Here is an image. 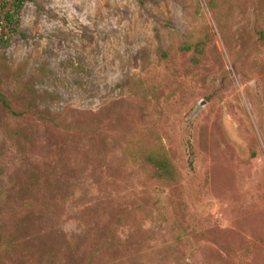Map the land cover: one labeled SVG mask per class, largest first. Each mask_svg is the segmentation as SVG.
Segmentation results:
<instances>
[{"label": "rangeland", "instance_id": "rangeland-1", "mask_svg": "<svg viewBox=\"0 0 264 264\" xmlns=\"http://www.w3.org/2000/svg\"><path fill=\"white\" fill-rule=\"evenodd\" d=\"M261 31L264 0L26 3L0 48V264H264Z\"/></svg>", "mask_w": 264, "mask_h": 264}, {"label": "trees", "instance_id": "trees-1", "mask_svg": "<svg viewBox=\"0 0 264 264\" xmlns=\"http://www.w3.org/2000/svg\"><path fill=\"white\" fill-rule=\"evenodd\" d=\"M31 1L0 0V48H6L13 37L19 34L21 10L26 3ZM260 33L263 35L264 32ZM203 47L204 41L199 40L193 46L185 45L182 49L188 51L193 48L195 52H202ZM132 155H134V161L140 165L149 179L164 183L178 180V172L164 154L136 152Z\"/></svg>", "mask_w": 264, "mask_h": 264}]
</instances>
